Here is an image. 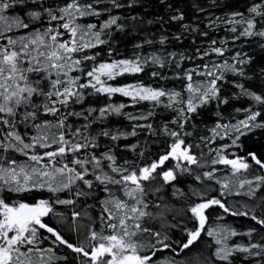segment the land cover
<instances>
[{
    "label": "snow or ice",
    "instance_id": "snow-or-ice-1",
    "mask_svg": "<svg viewBox=\"0 0 264 264\" xmlns=\"http://www.w3.org/2000/svg\"><path fill=\"white\" fill-rule=\"evenodd\" d=\"M156 4L163 13L149 15L153 0H0V264H181L157 253L178 256L198 242L211 206L255 226L246 243L228 242L233 228L209 229L218 239L210 257L194 254L199 264H236L237 254L240 264H264V236L254 238L264 209L236 213L223 198L234 186L236 194L247 186L249 198L264 190V155L232 151L264 131V0L219 15L212 9L229 0L194 2L191 20L184 0ZM146 71L153 82L135 78ZM117 94L127 103L113 102ZM141 102L150 106L126 111ZM205 149L215 153L210 162ZM218 162L232 179H219ZM253 167L262 174L238 178ZM186 177L219 179L222 195L192 201L178 186ZM169 187L187 201L192 227L161 228L178 227L180 239L146 223L164 217L149 210L161 208L149 191ZM80 201L98 213L86 243L70 240L60 228L68 218L56 211Z\"/></svg>",
    "mask_w": 264,
    "mask_h": 264
},
{
    "label": "trees",
    "instance_id": "trees-1",
    "mask_svg": "<svg viewBox=\"0 0 264 264\" xmlns=\"http://www.w3.org/2000/svg\"><path fill=\"white\" fill-rule=\"evenodd\" d=\"M200 3L201 6H210L208 5V0H184V6L189 9L187 13V18L189 20L192 19L195 12L191 10L192 3ZM248 0H229V8L228 9H212L217 15H219L222 11L231 10L236 8H242ZM164 9L162 6L156 4V0H153V7L149 15L151 14H159L163 13ZM203 19V16L200 17ZM203 26V25H202ZM160 26L156 25L154 28L150 30L155 32ZM174 29H178V25L173 26ZM223 34V33H221ZM135 41H131L130 43H134ZM129 43V47H130ZM256 43H261V41H257ZM254 52L253 54L257 55L258 57L261 55L259 53V49L253 45ZM247 50V49H246ZM148 72H144L141 74H135L136 79H140L148 82L150 81L148 78ZM129 79L132 77L129 76ZM169 87L171 84L168 85ZM100 103L105 102L103 97L98 98ZM113 102H125L127 103V98L117 94L114 98ZM150 105L147 102H141L136 108H128L126 111H135L145 110ZM235 107H243L246 106L245 104H236ZM231 110V109H229ZM121 123L125 122L123 118H118ZM207 123L211 124L212 121V112L209 111L206 113V121ZM206 132L198 133V135H207ZM143 139V137H141ZM129 142H134L129 139ZM227 142V140H225ZM240 143L242 147L235 148L232 151L240 156L246 157L248 152L256 151L258 155H264V131H255L253 133H249L246 136L241 137ZM218 147V144L215 145ZM155 146L152 147V151H155ZM205 156L207 157L208 161L210 162L211 159L214 158L215 153L209 154L207 149L204 150ZM251 163V161H250ZM171 166V165H170ZM216 167L220 170L219 179L225 178V173L229 174V179H232L230 175V166H225L223 163L218 162ZM195 172L200 173L202 171L209 170L208 168L201 169L198 166H193ZM262 174L258 168H251L247 172L243 170L239 174V179H249L254 175ZM219 179L215 181H209L205 178L203 183L199 181H195L190 177L182 178L179 182V187L184 190V192L189 194V197L192 201H195L199 196V193L203 192L206 196H217L220 197L222 194L219 192L220 184ZM160 181H154L151 185H148L150 189H154L155 187L159 186ZM247 186H245V190L242 191L240 194H236L235 186L233 188L232 194L224 196V201L230 207L234 209L236 213H243L245 210H251L255 208L257 213L260 214V210L264 209V190H257L255 198H249L246 194ZM195 191L196 195H192V192ZM148 198L152 202L160 201L161 208H150L149 210L156 214L157 212H163L164 217H160L158 215H154L153 218H148L146 223L148 227H152L155 230H167L169 231L170 235H173L174 239L182 238V233L178 227H170L168 229H162L161 225L164 223H170L171 225H176L179 221H184V226L192 227L190 222V212L186 210V203L187 201L181 200L179 197L172 196V189L164 188L158 193H153V191H149ZM91 203V201H88ZM247 206V209L246 207ZM56 211L58 213H63L65 217L68 219L64 222L60 223V228L63 232L68 234V237L73 242H80L84 241L86 243V238L88 237L89 231L92 227L99 228L98 223H94L95 218L97 217L98 213L95 209L86 210L84 207V202L80 201L77 205L73 208L71 206H57ZM72 211H76L80 213L78 218L73 219L71 217ZM206 215L208 216V220L205 225V230L201 233V237L199 241L194 243L192 247L188 250L183 252L181 255H175L173 252L168 250H163L157 253V257H167L169 260H175L184 264L186 261L187 264H199V261L196 258V255L199 254L201 259L208 258L211 256V252L216 245V241L218 239L217 235L209 236L208 230L209 229H216L217 232L221 231L223 228H233L237 231V235L228 237L229 243H246L248 241V237L246 235V229L248 227L255 226V222L250 219L249 216H244L242 214H231V213H224L219 206H211L210 209L206 210ZM219 217V218H218ZM175 218V219H173ZM51 220L55 221L59 218L56 216L50 217ZM226 235V233H225ZM260 236H264V231L260 232L259 236L254 237L255 239H259ZM141 240H148L150 237L141 236ZM60 255H68L69 260H74V256L70 250H58ZM207 264H212L211 260L207 261ZM236 264H240V255L237 254Z\"/></svg>",
    "mask_w": 264,
    "mask_h": 264
}]
</instances>
